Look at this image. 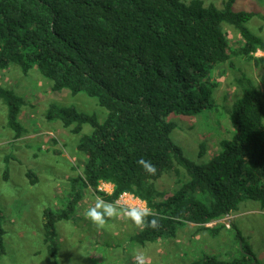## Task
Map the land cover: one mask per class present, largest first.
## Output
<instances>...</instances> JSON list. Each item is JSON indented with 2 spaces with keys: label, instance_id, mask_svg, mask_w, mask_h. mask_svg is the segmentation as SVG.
Instances as JSON below:
<instances>
[{
  "label": "trees",
  "instance_id": "1",
  "mask_svg": "<svg viewBox=\"0 0 264 264\" xmlns=\"http://www.w3.org/2000/svg\"><path fill=\"white\" fill-rule=\"evenodd\" d=\"M234 3L226 0L219 9L202 0H0V70L16 65L27 75L37 69L52 92L84 93L106 111L100 122L74 108L50 104L46 110L47 121H60L79 136L77 151L86 156L81 173L69 181L63 207L42 212L52 257L57 224L71 219L87 189L109 202L129 194L166 217L158 229H140L129 238L139 246L174 238L187 224L216 236L224 226L205 225L248 201L264 208V78L232 105L233 134L219 141L206 163L182 154L170 137L175 124L167 121L215 108L213 70L230 60L231 51L222 25L241 37L236 55L264 65V58L254 56L264 51V41L246 26L254 14L234 12ZM0 100L17 140L26 132L19 120L24 99L0 85ZM84 126L90 134L82 133ZM141 158L156 166L154 176L137 164ZM179 170L184 178L172 193L159 191L156 182L169 172L179 176ZM27 177L35 183L32 173ZM101 183L112 185V192L100 191ZM2 220L0 210V256L6 253ZM236 236L239 257L204 255L189 264H259L238 231Z\"/></svg>",
  "mask_w": 264,
  "mask_h": 264
},
{
  "label": "rangeland",
  "instance_id": "2",
  "mask_svg": "<svg viewBox=\"0 0 264 264\" xmlns=\"http://www.w3.org/2000/svg\"><path fill=\"white\" fill-rule=\"evenodd\" d=\"M202 1L205 6L213 4L222 9L226 0ZM232 10L253 13L246 26L264 41V0H235ZM222 31L231 51L230 60L213 70L212 77L218 82L213 95L215 108L195 117L167 118L175 124L170 134L172 142L197 164L206 163L218 152L219 141L231 137L228 114L232 105L242 96L243 89L250 84L260 88L264 78V65L255 66L234 53L241 44L237 30L222 25ZM254 56L264 58V51L258 50ZM0 85L24 99L19 120L26 130L21 138L14 139V133L6 125L7 106L0 100V210L6 251L0 256V264H135L137 251L145 252L147 264H189L204 255L230 260L240 256L237 231L259 264H264V208L256 202H245L240 211L205 225L224 226L216 236L187 224L174 238L139 246L129 241L140 230L130 220L111 219L104 229L98 230L85 218V210L99 196L93 189L84 190L69 221L57 224L56 255L52 257L43 240L42 212L63 207L70 191L69 181L81 173L86 156L77 151L79 136L64 128L60 121H47L46 110L50 104L74 108L95 114L100 122L105 120L106 111L84 93L73 96L67 90L52 92L51 83L37 69L23 75L18 66L11 65L0 70ZM91 131L84 126L82 133L88 135ZM201 145L205 152L198 158ZM179 172V176L175 172L163 175L156 182L158 190L172 193L178 180L184 178L183 172ZM28 173L36 178L34 184L30 183ZM99 190L112 192L106 183H101ZM118 201L126 206L140 203L129 194Z\"/></svg>",
  "mask_w": 264,
  "mask_h": 264
},
{
  "label": "clouds",
  "instance_id": "3",
  "mask_svg": "<svg viewBox=\"0 0 264 264\" xmlns=\"http://www.w3.org/2000/svg\"><path fill=\"white\" fill-rule=\"evenodd\" d=\"M149 175L156 174V166L150 161L141 158L137 161ZM84 216L88 219L98 230L104 229L107 222L111 219L124 218L130 220L137 228L143 230L145 228L158 229L160 221L166 219L165 216L158 215L151 207L148 206L147 201L140 200L138 204L122 205L118 200L107 201L101 196H96L95 203L92 207L85 210ZM152 217L151 219H148ZM147 256L143 251L134 253L135 264H147Z\"/></svg>",
  "mask_w": 264,
  "mask_h": 264
},
{
  "label": "crops",
  "instance_id": "4",
  "mask_svg": "<svg viewBox=\"0 0 264 264\" xmlns=\"http://www.w3.org/2000/svg\"><path fill=\"white\" fill-rule=\"evenodd\" d=\"M110 187H111V189H112V185H109Z\"/></svg>",
  "mask_w": 264,
  "mask_h": 264
}]
</instances>
